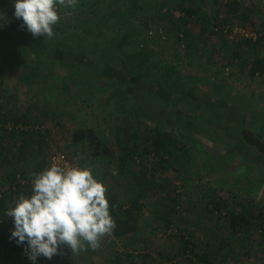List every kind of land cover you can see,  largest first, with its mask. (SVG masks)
<instances>
[{
    "label": "rangeland",
    "instance_id": "1",
    "mask_svg": "<svg viewBox=\"0 0 264 264\" xmlns=\"http://www.w3.org/2000/svg\"><path fill=\"white\" fill-rule=\"evenodd\" d=\"M161 1L164 0L159 2ZM175 1L193 4L197 2V0H166L169 4ZM227 1L229 0H217L216 3L215 0H204L202 3L208 14L212 18L216 17L213 21L216 24H220L227 16L225 6ZM242 1L253 6L254 11L251 15L253 25L245 26L239 18L234 16L230 19L231 24L226 23V30L228 28L232 30L230 33L225 30L223 33L212 35L208 31L207 38H201L199 43V26L192 24L190 26L194 28L193 46L187 51L184 50L185 44L182 40L184 33L176 31L172 20L167 17L169 11L163 8L159 12L161 16L154 27L152 24L155 14L153 13L155 8L153 0H142L140 9L137 10L140 15L146 16L147 26L141 24V27H146L144 28L146 29L144 30L146 31L145 38H148L146 42L160 59V65H162L160 69L164 70V65L168 62L175 64L185 75L191 74L195 81L201 79L200 82L196 81L195 85L188 87V95L204 104L198 118L193 116L195 114L193 112L190 118L183 122L195 136V142H193L195 146L193 165L195 167L190 168L193 173H189L187 175L189 179L184 182L176 177L173 170L159 173L156 177V180L160 181L165 177L173 180V184L178 186L176 192L181 191V204L176 213L175 223L170 227L162 221L158 227H148L146 232L138 235L139 243L135 252L152 254L153 259L148 264L164 262L166 264L172 262L193 264L189 262L185 254L175 257L174 246L180 242V233L189 240H203L204 242H207V235L213 229H216L215 233L220 236L226 234L224 226H221L227 219L224 213L220 215L217 212L215 217L207 213L209 216H206L204 208H201V205H195L199 203L198 197L201 190H205L206 187L217 189L222 196L229 193L239 198L250 196L256 206L264 208V162L260 161L261 152L251 147L243 153V156H232L230 153L233 148L240 145L241 122L250 125L256 133L264 134V75L252 77L249 74L250 63L255 56H264V45H260L255 51L250 50L249 47H242L238 51L239 56L234 52L238 48L236 44L244 39L240 28L263 32L261 30L264 29L261 27L264 23V0ZM10 2L11 0H8V3L0 0V14L6 19L9 14L15 17V7L14 4H9ZM159 2L157 7L160 5ZM126 6V2L123 3L120 11H123L122 9ZM89 9L86 8V10ZM59 14L60 19L56 25L73 23V12L61 7ZM175 14L180 13L176 11ZM118 17L121 15L119 14ZM102 19L103 17L99 18L100 21ZM109 22L104 19L100 25L103 26L104 23L109 24ZM213 25L215 24L211 23L210 27L217 30L218 27ZM110 26L112 27V24ZM115 26L114 22L113 27ZM148 27H150L149 30ZM68 28V32L75 30V28ZM92 38L88 36L85 42L92 43ZM68 39L64 38V42ZM223 40L227 41L224 50L222 49ZM88 49L91 53H84L86 55L78 51L75 54L67 51L66 56L64 50L59 49L56 55L50 53L44 56L46 58L44 65L41 64V60L37 59V56L30 54L35 61L28 63L29 67L24 63L22 56H2L0 58V104L5 103L6 97L12 95L16 100L18 114H23L27 108H31L33 113L42 120L38 126L47 134L48 143L45 146H48L47 155L55 151L72 154L74 158L84 162L83 166H92L94 174L107 187L113 185L117 192L125 195L128 200L126 182L121 180L120 185L114 183L109 178L111 173H105L108 170L105 161L92 165V156H88L86 152L73 154V130L80 125H86L97 131L101 130L113 141L115 124L124 122L123 117L126 115L132 116L133 112L130 111L132 107L147 109L164 121L166 126H173L175 130L182 132L185 130L179 125V120L183 117L187 107L179 104L182 101L181 98L177 103L178 99L174 96L172 98H176L173 99L176 103L169 105L171 95L168 98L167 93L158 92V95L162 96L166 102L158 108L151 97V92L154 90L153 84L146 80L137 81L126 75L125 63L120 59L107 64L105 69L101 67L96 69L97 53L100 49L98 47L92 49L91 46H88ZM176 50L179 56H176ZM64 60L70 62L64 63ZM36 66L42 68V78L35 77L32 70ZM57 76L71 77L75 81L68 85L66 82H60ZM213 88L217 91L223 90L218 93L216 90L213 91ZM143 119L148 125H155V121L153 122L149 117H143ZM12 122L6 125L7 128L12 125ZM34 126L37 125L34 124ZM3 127L0 122V134L4 132ZM238 150L241 152L240 148ZM250 161L258 162L260 165L250 164ZM197 173L200 175H196ZM231 174L237 177V186L231 185V181L228 182ZM186 182L188 184L183 186L182 183ZM1 189L3 185L0 183ZM172 194L175 193L172 192ZM163 195L164 192L157 194L160 199H163ZM154 208L152 207L151 210L155 211ZM182 213L184 217L181 219ZM127 238L129 237L114 238L112 233H108L102 237L100 247L97 249L90 251L85 248L73 254L67 245H61V251L58 254L51 258L41 255L35 261L30 259L26 251L14 257L6 250L0 249V264H110V260L120 256L121 253L134 250L131 243L125 244ZM219 238L212 239L211 243L215 246ZM240 241H232V249H235V252L231 253L235 254V258L232 255L228 262L223 264H264L263 234L260 230L254 233L250 253H246L249 246L241 245Z\"/></svg>",
    "mask_w": 264,
    "mask_h": 264
},
{
    "label": "trees",
    "instance_id": "2",
    "mask_svg": "<svg viewBox=\"0 0 264 264\" xmlns=\"http://www.w3.org/2000/svg\"><path fill=\"white\" fill-rule=\"evenodd\" d=\"M4 1L8 3V0ZM141 1L77 0L75 6L66 8L67 11L74 13L73 23L54 25V36L51 38H46L44 35H33L23 25L22 18L18 20L9 14L8 19L2 17L0 20V58L2 56H22L24 63L30 64L35 61L30 54H34L44 65V61H46L44 56H48L50 53L56 55L59 49H63L64 53L68 51L74 54L78 52L84 54L91 53L88 46H91L92 49L98 47L100 51L97 53L96 69L100 67L105 69L107 64L120 59L125 63L126 75L137 81L146 80L153 84L154 90L151 92V97L158 108L166 103L162 96L158 95V92L167 93L168 98L171 95L169 105L175 104L173 99L176 98L179 103L181 98L182 101L179 104L187 107L183 117L179 120V125L185 130L182 132L175 130L173 126H166L164 121L154 116L149 110L132 107L130 111L133 112V115H126L123 117L124 122L115 124L113 141L101 130L97 131L86 125H80L72 132L73 154L86 152L88 156H92V165L105 161L108 167L105 173H111L109 178L117 185L121 184V180L127 184L128 200L125 195L117 192L113 185L108 187L110 209L115 220V228L111 233L114 238L129 237L125 244L131 243L134 250L121 253L120 256L110 260V264H148L153 259L152 254L135 252L139 243L138 235L146 232L148 227H158L162 221L167 227L175 223L176 213L181 204V191L180 193L176 192L178 186L173 184L171 178L165 177L160 181L156 180V177L159 173L173 170L176 177L183 182L189 179L187 175L193 173L190 168L195 163L193 153L195 136L183 122L188 120L193 112L195 113L193 116L198 118L204 106L203 102L188 95V87L195 85L196 81L200 82L201 79L195 81L191 74L185 75L175 64L168 62L165 63L164 70L160 69L162 66L160 59L146 42L148 39L145 38L146 31L144 32V30L146 29L144 28L146 27H141V24H147L146 16L140 15L137 11L140 9ZM159 1L153 0L155 7L153 13L155 14L152 24L154 27L158 24V18L161 16L159 12L163 8L169 11L167 17L172 20L176 31L184 33L182 40L186 51L193 46L194 28L190 26L192 24L199 26V43L201 38H207L208 31L212 35L223 33L226 30V23L231 24L230 19L234 16L239 18L245 26L253 25L251 18L254 11L253 6L242 0L226 2L227 16L220 24L213 22L216 17L212 18L205 10L202 5L204 0H197L195 4L185 1H175L173 4H169L166 0L161 3ZM125 2L126 8L120 11L121 5ZM158 2L160 5L157 7ZM215 2L217 3V0ZM9 4L13 5L14 0H11ZM87 7L90 9L86 10ZM176 11H179L180 14H175ZM119 14L121 17H118ZM102 17L103 19L100 21L99 18ZM104 19L110 21L109 24H112V27L108 23H104V27L101 26ZM114 22L115 27H113ZM211 23L218 27L217 30L210 27ZM67 28H75V30L68 32ZM261 28L264 29V23ZM149 29L150 27H148ZM155 30L158 32L157 28ZM231 31L230 28L226 30L227 33ZM261 31L264 34V30ZM84 36L85 38L93 37V42L87 44ZM64 38L69 39L64 42ZM257 40L242 39L236 44L238 48L235 49V54L239 56L238 51L242 47H249L250 50L255 51L260 45H264V35L259 36ZM222 46L223 50L226 49V40H223ZM176 52V56H179V52L177 50ZM55 60L57 59L55 58ZM63 62L69 63L70 61L64 60ZM32 71L36 78H42L41 67L36 66ZM249 74L252 77L264 75L263 55H257L252 60ZM58 79L68 85L75 81L71 77H58ZM213 83L217 85L215 82ZM214 90L217 91L213 88ZM222 90L217 92L221 93ZM164 96L166 97V95ZM172 96L176 98H172ZM5 101L0 104V122L4 126V132L0 134V183L3 185V189L0 190V249L6 250L9 255L16 257L26 251L27 242L18 244L16 238H11L14 219L6 217V212L14 206L21 194H31L33 173H38L50 166V155H47L48 146L45 147L48 143L47 134L38 126L42 120L33 113L31 108H27L23 114H18L16 100L12 95L7 96ZM143 117H149L157 124L154 122L155 125H148ZM11 122L12 125L7 128L6 125ZM240 127L242 132L240 139L238 138L240 145L233 148L230 152L231 155L243 156L245 151L254 147L261 152L260 161L264 162V134L256 133L245 122H241ZM238 148L241 149V152ZM61 152L71 160L80 162L81 165L84 163L82 160L74 158L72 154ZM255 163L259 164L250 161V164ZM236 180L237 177L233 174L228 182L231 181V185H236ZM182 184L184 186L188 182ZM159 192H164L163 199L158 198ZM172 192L175 194L171 195ZM198 199L199 203L195 205H201L206 216H209L207 214L209 213L215 217L217 212L220 215L222 213L226 215L227 219L223 225L221 224L222 227L224 226L226 234L220 236L215 233L217 230L213 229L207 235V242H204L203 240H189L180 233V242L174 246L175 257L185 254L188 256L189 262L193 264H223L228 262V259L233 255L231 252H235V249H232L233 240H241V245L249 246L247 254L250 253L255 232L259 230L262 232L264 243V208L256 206L250 196L239 198L230 193L222 196L217 189L209 186L205 190H201ZM165 200L166 202H164ZM152 207H155V211L151 210ZM182 217H184L183 213L181 219ZM198 219L202 218L198 217ZM217 238L219 241L214 246L211 240ZM86 249L92 250L91 247H86ZM233 258H235V254ZM171 264H179V262Z\"/></svg>",
    "mask_w": 264,
    "mask_h": 264
},
{
    "label": "clouds",
    "instance_id": "3",
    "mask_svg": "<svg viewBox=\"0 0 264 264\" xmlns=\"http://www.w3.org/2000/svg\"><path fill=\"white\" fill-rule=\"evenodd\" d=\"M77 0H14L15 17L33 35L54 36L61 7ZM3 15L0 14V20ZM107 185L87 166L57 163L33 173L30 195L21 194L6 217L14 219L11 238L27 242L26 251L35 261L51 258L67 245L72 253L86 247L97 249L101 239L115 228Z\"/></svg>",
    "mask_w": 264,
    "mask_h": 264
},
{
    "label": "built area",
    "instance_id": "4",
    "mask_svg": "<svg viewBox=\"0 0 264 264\" xmlns=\"http://www.w3.org/2000/svg\"><path fill=\"white\" fill-rule=\"evenodd\" d=\"M240 33L242 37L244 38H249L252 40H257L259 36H263L264 34L262 32H257V31H249L245 28H240ZM53 163H57L63 166H75L79 165L82 166L80 162L71 160L68 158L65 153L63 152H52L50 155V165ZM83 167V166H82Z\"/></svg>",
    "mask_w": 264,
    "mask_h": 264
}]
</instances>
